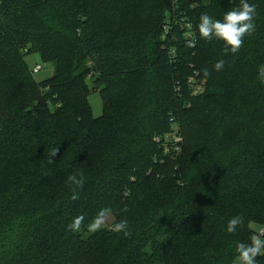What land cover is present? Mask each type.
Returning a JSON list of instances; mask_svg holds the SVG:
<instances>
[{
  "label": "trees",
  "instance_id": "16d2710c",
  "mask_svg": "<svg viewBox=\"0 0 264 264\" xmlns=\"http://www.w3.org/2000/svg\"><path fill=\"white\" fill-rule=\"evenodd\" d=\"M154 1L0 0V264H234L236 243L264 227V0H248L256 32L227 56L199 37V17L240 0H164L150 19ZM34 53L54 64L47 81L26 63ZM193 76L204 93L193 96ZM174 125L182 152L165 155L154 138ZM81 170L72 200L67 177ZM104 207L130 237L87 231ZM236 215L244 224L228 233Z\"/></svg>",
  "mask_w": 264,
  "mask_h": 264
},
{
  "label": "clouds",
  "instance_id": "9594fccd",
  "mask_svg": "<svg viewBox=\"0 0 264 264\" xmlns=\"http://www.w3.org/2000/svg\"><path fill=\"white\" fill-rule=\"evenodd\" d=\"M257 5L249 3L248 0H240L238 7L224 13L222 19H214L207 13H202L199 17L198 35L205 41L219 40L223 42V54H237L244 45V38L251 37L256 32ZM191 29V24L188 25ZM197 43L196 38L189 33L186 41V47H194ZM224 59L218 60L213 68L215 71H222L225 67ZM209 69H203L204 77L210 76ZM260 84L264 85V64L258 65V76ZM58 148H52L48 155L49 163H52V157L58 153ZM85 183L83 171L70 174L67 177L66 184L72 188V200L79 199L78 189H82ZM127 212L125 206L121 209ZM113 213L110 207H104L95 215V217L87 224V231L95 233L101 229H108L114 233H122L124 237H130V230L127 219H121L119 222H113ZM85 214H80L73 218L68 224V229L74 233H79L84 227ZM244 224L243 215H236L229 219L227 223V232L235 233L238 227ZM237 258L234 264H258L257 257L264 255V232L253 234L249 243H236Z\"/></svg>",
  "mask_w": 264,
  "mask_h": 264
},
{
  "label": "rangeland",
  "instance_id": "374dc122",
  "mask_svg": "<svg viewBox=\"0 0 264 264\" xmlns=\"http://www.w3.org/2000/svg\"><path fill=\"white\" fill-rule=\"evenodd\" d=\"M137 8V13L138 17H141L142 14L145 13L144 9L139 6L138 4L135 5ZM149 7L151 8L148 11V14L146 15L147 17H150V19H153V15H158V14H162L163 12L167 11V6L165 5L164 0H155L152 4L149 5ZM171 12V10H170ZM170 17V16H169ZM168 17V18H169ZM168 18L166 20H168ZM165 20V19H164ZM184 20V18H179L178 16L176 17V22H182ZM168 26V25H165ZM167 29V28H165ZM26 63L29 65L30 70H33V68L37 65L42 66V70L35 74L36 80L38 82H43V81H47L53 74L54 71V64L53 63H49L46 64L44 63L39 54L38 53H34L32 55H29L25 58ZM200 84L205 85V82H200ZM92 85L91 83H89V88H91ZM89 105H91L92 107V112L94 114L95 117H100L103 112H104V105L102 102V98H101V94L99 93V91H93L91 93V95L89 96ZM183 148V146H182ZM182 152V151H181ZM113 222H116L114 220V216L112 217ZM258 233H260L262 231V229H264V227H256Z\"/></svg>",
  "mask_w": 264,
  "mask_h": 264
},
{
  "label": "built area",
  "instance_id": "2783aa9c",
  "mask_svg": "<svg viewBox=\"0 0 264 264\" xmlns=\"http://www.w3.org/2000/svg\"><path fill=\"white\" fill-rule=\"evenodd\" d=\"M187 28L189 29L188 25ZM191 31V29H189ZM189 33H187V36L189 37ZM42 70V66L37 65L32 70V75L35 77V74L39 73ZM189 85L193 88V96L199 95L204 93L205 87H203L200 82H198L197 78L193 76V78H190ZM155 142L158 143L160 146L164 148V154L165 155H175L178 156L181 154L182 151V144H183V136L181 131H179L178 127L174 125L169 133L166 134V136H156L154 138ZM261 232H264V229H262Z\"/></svg>",
  "mask_w": 264,
  "mask_h": 264
}]
</instances>
